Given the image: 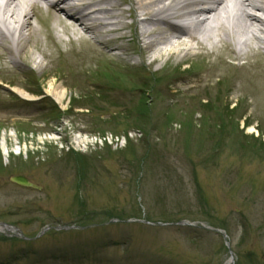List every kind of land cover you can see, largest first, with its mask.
Returning <instances> with one entry per match:
<instances>
[{
	"label": "rangeland",
	"instance_id": "374dc122",
	"mask_svg": "<svg viewBox=\"0 0 264 264\" xmlns=\"http://www.w3.org/2000/svg\"><path fill=\"white\" fill-rule=\"evenodd\" d=\"M32 22L30 71L0 61V224L33 240L0 231V264H264V49L156 66Z\"/></svg>",
	"mask_w": 264,
	"mask_h": 264
},
{
	"label": "bare ground",
	"instance_id": "6f19581e",
	"mask_svg": "<svg viewBox=\"0 0 264 264\" xmlns=\"http://www.w3.org/2000/svg\"><path fill=\"white\" fill-rule=\"evenodd\" d=\"M68 2L0 0V61L9 59L17 69L23 64L29 72L25 57L37 31L32 20L40 22L46 18H52L64 33L73 34V42L85 54L98 53L105 58L131 56L126 43L131 37L128 30L133 27L134 41L142 45L145 55H154L150 64L156 66L166 57L185 60L196 55L194 50L199 48L219 53L221 44L235 60H248L249 51L254 57L260 55L256 48L264 46V0H82L77 6ZM203 15L208 17L201 19ZM192 16L196 19L190 24L182 23ZM126 19L132 22L127 23ZM59 53L62 55V50ZM85 67L80 65L79 69L83 71ZM41 68L38 65L36 70ZM100 76L106 80L104 74L97 77ZM93 86L109 91L115 85L107 80L96 81ZM47 91L64 106V86L52 83ZM18 92L28 97L25 92Z\"/></svg>",
	"mask_w": 264,
	"mask_h": 264
},
{
	"label": "water",
	"instance_id": "95a60500",
	"mask_svg": "<svg viewBox=\"0 0 264 264\" xmlns=\"http://www.w3.org/2000/svg\"><path fill=\"white\" fill-rule=\"evenodd\" d=\"M12 181L18 185H21L23 187H27V188H33V189H37L40 190L41 188H38L37 186L31 184L26 178L24 177H15L12 179Z\"/></svg>",
	"mask_w": 264,
	"mask_h": 264
}]
</instances>
